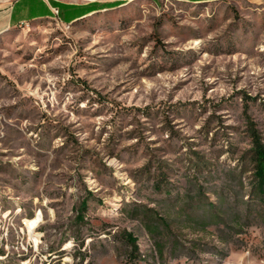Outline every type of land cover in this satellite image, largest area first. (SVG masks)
Returning a JSON list of instances; mask_svg holds the SVG:
<instances>
[{
  "label": "rangeland",
  "instance_id": "374dc122",
  "mask_svg": "<svg viewBox=\"0 0 264 264\" xmlns=\"http://www.w3.org/2000/svg\"><path fill=\"white\" fill-rule=\"evenodd\" d=\"M58 1L121 5L0 35V264H264V0Z\"/></svg>",
  "mask_w": 264,
  "mask_h": 264
},
{
  "label": "crops",
  "instance_id": "0c3cea01",
  "mask_svg": "<svg viewBox=\"0 0 264 264\" xmlns=\"http://www.w3.org/2000/svg\"><path fill=\"white\" fill-rule=\"evenodd\" d=\"M54 2L63 3L58 0H15L9 7L0 9V35L23 23L54 18V11L58 8ZM63 4L74 5L69 10L63 7L60 8V16L63 19V23H67V21H70L67 24L75 23L96 13L86 14L93 9V3L83 5Z\"/></svg>",
  "mask_w": 264,
  "mask_h": 264
},
{
  "label": "trees",
  "instance_id": "16d2710c",
  "mask_svg": "<svg viewBox=\"0 0 264 264\" xmlns=\"http://www.w3.org/2000/svg\"><path fill=\"white\" fill-rule=\"evenodd\" d=\"M194 2L196 1H201V0H193ZM54 4L58 7L56 10H58V18L63 21V19L60 16V8H70L73 7L74 5H66L63 3L59 2H54ZM121 5L119 2H114V3H106V4H99V3H93L92 8L90 11H88L86 14L92 13V12H98L106 9H110L116 6ZM55 17V15H54ZM70 21H67L69 23ZM251 137H252V142H253V161L255 162V170L257 177L261 181L262 185H264V144L261 141V137L259 133L255 130L254 127L251 128ZM260 196H263L264 198V188L261 189Z\"/></svg>",
  "mask_w": 264,
  "mask_h": 264
},
{
  "label": "bare ground",
  "instance_id": "6f19581e",
  "mask_svg": "<svg viewBox=\"0 0 264 264\" xmlns=\"http://www.w3.org/2000/svg\"><path fill=\"white\" fill-rule=\"evenodd\" d=\"M41 221H42L41 213H39L37 215V217L26 221V225L28 226L29 232L32 233V234L35 233V231L39 227Z\"/></svg>",
  "mask_w": 264,
  "mask_h": 264
},
{
  "label": "built area",
  "instance_id": "2783aa9c",
  "mask_svg": "<svg viewBox=\"0 0 264 264\" xmlns=\"http://www.w3.org/2000/svg\"><path fill=\"white\" fill-rule=\"evenodd\" d=\"M54 13H55V16L58 17V10H55Z\"/></svg>",
  "mask_w": 264,
  "mask_h": 264
}]
</instances>
